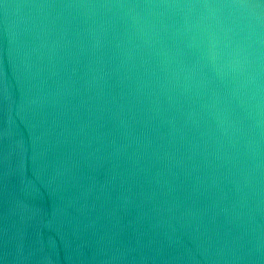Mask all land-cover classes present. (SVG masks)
Masks as SVG:
<instances>
[{"label": "water", "instance_id": "obj_1", "mask_svg": "<svg viewBox=\"0 0 264 264\" xmlns=\"http://www.w3.org/2000/svg\"><path fill=\"white\" fill-rule=\"evenodd\" d=\"M261 0H0V264H264Z\"/></svg>", "mask_w": 264, "mask_h": 264}, {"label": "clouds", "instance_id": "obj_2", "mask_svg": "<svg viewBox=\"0 0 264 264\" xmlns=\"http://www.w3.org/2000/svg\"><path fill=\"white\" fill-rule=\"evenodd\" d=\"M264 3V0H261ZM264 23V13L249 11L243 19H236L234 24L237 26L247 27L250 35H255L258 24Z\"/></svg>", "mask_w": 264, "mask_h": 264}]
</instances>
